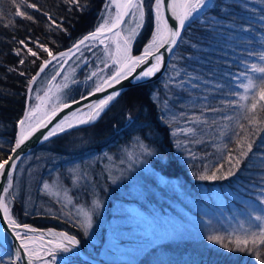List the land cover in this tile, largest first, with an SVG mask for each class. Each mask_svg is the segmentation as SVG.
<instances>
[{"label":"trees","instance_id":"trees-1","mask_svg":"<svg viewBox=\"0 0 264 264\" xmlns=\"http://www.w3.org/2000/svg\"><path fill=\"white\" fill-rule=\"evenodd\" d=\"M29 2L36 3L41 9L39 12L27 9L34 16L32 21L15 16V8L11 0H0V145H3L0 154L3 158L11 154L10 148L18 133V121L25 114L29 81L38 72L42 61L49 58L43 50H39V58L30 54L16 56L15 49L22 47L17 41L21 39L26 42L29 39L38 41L49 47L55 55L70 48L84 35L95 30L101 23V14L108 0H80L81 4L85 5L83 10L65 4L63 0H29ZM213 4L214 7L209 8L203 16L190 22L185 28L168 69L160 80L130 88L95 124L49 140L23 159L13 175V188L18 186L19 194L12 202L9 201L12 215L18 222L39 228L54 227L77 235L78 238H82L85 252L101 258V245L91 243L90 239L84 238L77 228L67 226L52 212L54 209L60 212L59 204L43 192V185L55 179L70 185L69 171L78 167L82 173L84 169L87 170V173L83 174L84 178H81L82 186L78 188L79 193L84 196L86 193L89 196L91 192L96 191L107 199H115L113 193L118 194L117 187H112L109 183L106 186H103L104 183L101 186H91L90 183L93 181V185L98 184L97 178L101 168L99 170L97 168L101 166L104 155L121 154L137 137L157 152V156L151 158L153 171L170 180L169 182L177 180L185 195H197V199L203 202V199L206 200V196L214 191L229 190L245 196L244 202L249 204L257 200L259 187L254 185L260 184L262 164L254 160V157L244 161L236 174L228 179L201 181L197 178L205 166L211 169L221 162V154L214 145L228 142L226 136L220 135V130L225 129L228 122H220L219 129L214 128V139L205 147L209 146L212 158L202 157L197 160L181 154L176 149L172 128L167 124L170 116L166 111V105L174 111H181L186 107L190 111H200L199 106L195 108L186 106V102H189L187 98H192L193 94L188 93L190 89L187 88L186 83L184 89L176 87L180 79L193 76L214 85H221V90L208 88L203 94L209 97L211 106L220 107L221 99L232 98L224 95L234 87L230 79L232 74L239 73L245 61H253V57H249L248 53L264 50V19H262L264 0H213ZM145 5L148 11L149 0H145ZM43 12H48L58 23L62 22L68 31L50 28V21ZM151 32L149 30L147 34L145 31L140 33L134 43L135 55L142 53ZM29 47H33L34 51L37 50V46L32 43H29ZM21 59H24L25 63L20 64ZM33 60L35 63H32ZM54 65L50 66L36 82L32 98L39 84L49 77ZM176 70H181V78L170 83V76L177 77ZM182 71L183 73L186 71L188 75H184ZM21 72L24 75H20ZM167 80L169 81L166 82ZM129 113L133 120L129 127L121 130L127 124ZM225 114L232 115L234 112L226 109ZM206 115L216 118L221 114ZM229 146L234 147L232 144ZM262 146H264V133L260 134L254 145V152L259 148L257 156ZM160 160L166 163L161 165ZM227 167L228 164L225 163V169ZM156 184V179L145 177L136 196L135 192L126 186L128 191L120 193L116 199L136 204L149 213L155 208L162 209L163 212L171 211L173 209L171 201L178 200V194L172 192L174 189H171V194L165 193L163 186H155ZM108 187L113 193L109 192ZM92 188L95 189L91 191ZM159 194H164L166 198L157 196ZM228 208L230 209L229 206ZM206 237L174 236L162 244L164 250H167L166 253L171 252L177 257L186 254L198 264H258L251 255L228 252L208 241ZM0 249L2 250L0 257L6 261L12 253L1 241ZM156 254H147L139 259V262L148 263L150 257ZM68 264L85 263L79 258H74Z\"/></svg>","mask_w":264,"mask_h":264},{"label":"snow or ice","instance_id":"snow-or-ice-1","mask_svg":"<svg viewBox=\"0 0 264 264\" xmlns=\"http://www.w3.org/2000/svg\"><path fill=\"white\" fill-rule=\"evenodd\" d=\"M11 2L15 8L14 15L29 21L34 20V16L27 9L41 11L36 3H31L29 0H11ZM63 2L81 10L85 8L80 0H63ZM113 7L115 8L114 14L111 11ZM212 7H214L213 0H168L167 3L166 0H149L148 12L146 13L145 0H108V3L104 6L105 11L101 14L102 22L98 24L94 31L78 40L68 51L54 55L53 51L43 43L31 41L30 39L26 42V40L21 39L17 43L22 47L15 49V55L30 54L32 57L39 58V50H43L49 58L44 59L39 65V72L42 73L53 61L58 64L61 62L67 63V58L80 51L81 46H87V44L93 42L104 45L105 59L101 60V63L105 65V68H111L112 70L103 79L95 83L94 92L89 93V95H94L120 84L121 81L127 80L130 76L137 81L154 76L160 70L164 61L161 49L171 53L178 41H181L186 24L199 19ZM43 15L50 21V28L54 27L56 30L63 32L68 31L62 22L58 23L48 12H43ZM146 15L152 21V32L142 54L133 56L131 54V44L139 34V30L143 29ZM128 21H131V26L127 29L122 28V25H125ZM106 41L110 42L113 47H110ZM29 43L37 46V50L34 51L33 47H29ZM248 56L253 57V61H245L242 70L230 77L234 87L224 95L231 96V99H221L219 101L220 107L211 106L207 95L198 98L199 101L204 102L202 104H198V100L186 102L188 107L195 108L199 106L200 114L193 113L189 117L187 112L180 113L181 117L186 118L187 123L194 126L177 129L178 132L191 137V139L184 143L177 141L175 146L178 149L183 147L185 151L189 152L190 156H194V153H191L190 149L187 148V144L204 143L205 141L199 138L201 134L207 135L208 131L214 128L219 129L220 122H228L225 129L220 130V135L226 136L228 142L214 145L221 154V162L215 164L211 169L205 166L197 178L201 181L228 179L236 174L239 166L244 161L250 160L252 157H256L261 161L260 184L254 185V187H259L256 197L258 205L248 204L246 206V217L239 220L235 227H231L226 232L213 231L206 238L228 252L246 253L254 257L258 264H264V152H260L257 156L259 148H257V152L253 150L257 138L261 133H264V50L249 52ZM108 59L111 60V64L107 62ZM256 60L259 62H255ZM149 61L153 62L146 70L133 76L138 67L149 64ZM19 63H25L24 59H21ZM32 63H35V60ZM173 67L175 70V66ZM104 70L102 68L99 71L104 72ZM183 74L188 75L186 71ZM20 75H24V73L21 72ZM56 75H59V70ZM97 76V71H92L87 79L92 80L93 77ZM176 76H181V70H176ZM53 79H55V76H53ZM67 79L68 77H65L66 81ZM195 79L199 78L190 76L187 83L191 84V81ZM36 80L37 77L33 76L29 83L35 84ZM185 83L183 79H180L176 83V87L184 89ZM63 86L66 87L67 84ZM191 87L196 88L198 86L191 84ZM214 88L219 91L222 86L217 84L214 85ZM120 95V91H113L105 98L89 104L88 112L71 113L70 116H66L49 129L46 134H43V140L47 141L50 137L78 125L95 122L111 102ZM38 99L41 103L35 107H29L23 119L18 121L19 134L15 137L14 144L10 148L11 154L7 158H3L0 154V178H4L7 184L6 187L0 189V192L3 193L0 195V212H2L0 228L6 226L10 229V234L19 243V246L15 247L14 252L9 255L6 261L3 257H0V264H57L58 254L79 255L78 249L82 246V238H78L77 235L52 229L47 231L38 230L28 224L18 222L12 215L9 200L5 198L9 195L10 189L13 188V173L17 170V160L19 159L17 150L21 149L25 142L41 128H47L58 112L71 107L69 103H59V97L53 103L52 88L45 92L44 97H38ZM83 99H87V97H83ZM50 103L52 107L48 110L46 105ZM73 103H79V101H73ZM226 109L233 110L234 114H225ZM205 113H220L221 115L209 119ZM127 118L129 121L133 120L131 113L128 114ZM173 119H176V117L173 116ZM230 144L234 147H230ZM135 145L140 150L139 153L137 154L134 151L127 153V168L123 169L119 175L109 176L113 184L123 179L125 173L131 171L136 164L145 165L148 157L157 156L155 149L145 145L140 137L136 138ZM2 147L3 145H0V148ZM159 162L161 165L166 163L164 160ZM225 163L228 164L227 169H225ZM81 178L77 175V180ZM54 187L57 190L53 192V195L59 197L63 191L59 185L51 186L48 183L43 185L45 190H51ZM63 194L67 196L66 192ZM11 199L14 200L15 195H12ZM68 203H71L70 198ZM103 207V202L97 198L93 201L90 210L77 209L73 218L74 227L82 232L84 238L88 237L93 228L95 212ZM66 215L72 216V213L69 212ZM4 222H6V225ZM7 235L8 233L0 234V239H3L5 243L8 242Z\"/></svg>","mask_w":264,"mask_h":264},{"label":"rangeland","instance_id":"rangeland-1","mask_svg":"<svg viewBox=\"0 0 264 264\" xmlns=\"http://www.w3.org/2000/svg\"><path fill=\"white\" fill-rule=\"evenodd\" d=\"M145 10L147 13L148 11L146 5ZM111 11L114 14L115 8L113 7ZM151 25L152 21L149 19V16L146 15V22L143 29L139 30V34L133 39L131 44V54L133 56H135L133 48L136 39L139 37L140 33L145 31L147 34L149 30L152 31ZM130 26L131 21H128L122 28L127 29ZM106 43H109V46L113 47L110 42L106 41ZM85 47L86 48L84 50L82 49L73 58H71L62 70L61 64L63 67L64 63H55L54 68L50 71L49 77H46L39 84L35 94L33 95L30 107H35L40 104L41 101L38 97H44L45 92H47L49 88H52L53 103H55L56 98L59 97V103L61 104L76 100L79 97L84 96V93L88 94L94 91L95 83L103 79V77L110 73L112 69L105 68V65L101 63V60L105 59L104 45L93 42ZM107 62L111 64L110 59H108ZM102 68L105 69L104 72L99 71ZM58 70L59 75H56ZM92 71H97L98 76L93 77L92 80H88L87 77ZM53 76H55V79H53ZM65 77H68L67 81L65 80ZM170 78V83H173L172 80L181 78V76L175 78L174 76H170ZM185 80L186 85L188 86L186 87L190 89L188 93L193 94L192 98H187L189 101L198 100V98L202 97L208 88L214 89V84L206 82L200 78L191 81V84L198 86L196 88H192L191 84L187 83L189 77H184V81ZM168 81L169 80L166 82ZM65 84H67L66 87L63 86ZM168 89L169 88H167V90ZM198 103L202 104L204 102L198 100ZM51 107V103L46 105L48 110H50ZM166 108V111L170 116L167 124L171 126L172 132L176 133L175 135L173 134L175 145L177 141L184 143L190 140L191 137L177 131L179 128L194 126L187 123L186 118L181 117L180 113L187 112L188 116L191 117L193 113L199 115L200 111H190L187 107L181 111H174L172 108L168 107V105H166ZM88 111L81 113H86ZM206 114L207 113H205V115ZM209 114L213 115V113ZM173 116H175L176 119H173ZM206 116L209 119H212L209 115ZM213 135L214 129L208 131L207 135L201 134L199 136L200 139L205 141L204 143L187 144V148L190 149L191 153H194V156H190L189 152L185 151L183 147L180 149L176 146L175 147L181 154L195 160L202 157L212 158L209 146H207V148L205 147L208 145V142L213 141ZM262 147L263 148L260 149V151L264 152V146ZM131 151H134L137 154L140 151L136 148L135 140L119 155H104L101 159V166L97 168V170L101 168L97 178L98 184L93 185L92 181V183H90L91 186H101L103 183V186H106L109 183L110 186L117 187L119 189L117 195L120 193L123 194L124 191H128L126 190V186H129V190H133L135 192L134 195L136 196V193H139L138 188L141 186L142 180L145 177H152L156 179L157 184L155 186H163L165 193L169 192L171 194L172 192H175L178 194V200H170L171 205H173V209L171 211L163 212L161 211L162 209L155 208V210L151 213L146 212L136 204L126 203L122 200L116 199V192L113 193L109 187V192L113 193L115 199H107V197L102 195L100 196L96 191L91 192L89 196L85 193L84 196L79 193L80 189L78 188H81L80 186L82 185L80 183L81 179L77 180V175L84 178L83 174L85 172L87 173V170L84 169V172L82 173L78 167L74 170L71 168L69 171L71 172L70 185L65 184L58 179L48 183L51 186H60L63 191L59 197L53 195V192L57 190L55 187L51 190H45L43 188V192L49 197L55 199L59 204L58 209L60 212L56 209L52 210V212L55 213L57 217L59 216L58 219H60L61 222L72 228H76L74 227L73 218L75 217L77 209L83 208L85 210H90L93 206V201L97 198L103 202L104 207L95 212L93 228L88 235L91 243L101 245V258H98L100 262L97 264H141L139 259L150 253L157 254L150 257L149 262L146 261L148 263L144 264H198L197 261L193 260L186 254L184 255L185 257H177L171 252L166 253L167 250H164L162 243L174 236L179 238L193 235L204 237L213 231L219 232L221 230L226 232L231 227H235L239 220L246 217V206L249 203L246 201L244 202L245 196L242 194L237 195L233 191L229 190L214 191L212 194L206 196V200L203 199V202H201L197 199V195H185L181 184L177 180L169 182L170 180L164 176L155 173L150 164L152 157L147 158V164L145 165L136 164L131 171L125 173L123 179L113 184L111 179H109V176L119 175L123 169L127 168V153ZM254 160L261 162L256 157H254ZM94 189L95 188H92L91 191ZM171 189L174 190L171 192ZM64 192L67 193V196L63 194ZM18 194L19 187L17 186L10 189L7 199L12 202L11 196H17ZM157 196L163 199L166 198L164 194H159ZM69 198L71 199V203H68ZM250 204L258 205V201L256 200ZM69 212L72 213V216L66 215V213ZM0 253H2L1 249ZM74 258L76 257L72 254L60 253L57 256V264H68V262Z\"/></svg>","mask_w":264,"mask_h":264},{"label":"water","instance_id":"water-1","mask_svg":"<svg viewBox=\"0 0 264 264\" xmlns=\"http://www.w3.org/2000/svg\"><path fill=\"white\" fill-rule=\"evenodd\" d=\"M168 2V0H166V3ZM127 20V18H126ZM188 26V24H186L185 28ZM123 27V25H122ZM185 30V29H184ZM183 30V32H184ZM182 32V33H183ZM179 44V41L177 43V45L173 48V51L171 53L167 52L165 49H161V54L164 56V61L162 62V66L160 68V70L152 77L150 78H146V80H141V81H137L135 79H133V77H129L127 80H123L121 81L120 84L118 85H114L112 88H107L105 91H102V92H97L95 93L94 95H85L83 97H87V99H83V97H80L76 100H73V101H79V103H73V101H69L67 103L71 104V107L69 108H65L63 111H60L58 112V114L56 115V117L52 120V122L50 124H48L47 128H41L38 132H36L29 140H27L25 142V144L22 146L21 149L17 150L18 154H19V159L17 160V168L18 166L21 164V162L23 161V159L28 156L29 154H31V152L38 148L39 146H41L42 144L48 142L49 140H52L54 138H57L61 135H64V134H67L73 130H76V129H79V128H83V127H87V126H90V125H93L95 124L97 121H99L101 119V117L107 112V110L117 101V99L123 94L125 93L127 90H129L130 88L132 87H135V86H138V85H142V84H147V83H151V82H155V81H158L160 80L166 73L167 69H168V66L172 60V57L175 53V50L177 48ZM74 45V44H73ZM73 45L70 47L72 48ZM88 45V44H87ZM85 46H81V49L80 51L84 48ZM167 47V46H166ZM70 48L66 49V50H63L61 52H66L68 51ZM80 51L78 52H75L74 55H72L70 58H67V62L72 58L74 57L77 53H79ZM60 53V52H59ZM59 53L55 54V55H58ZM140 55V54H139ZM137 56V55H135ZM153 61H149V64H146V65H141L140 67H138L136 69V72L133 73V76L136 75V73H139L141 71H143L147 66H149ZM57 63L56 61H53L52 64H50L46 69L45 71L50 67L52 66L53 64ZM66 63L63 64V67L62 69L65 67ZM44 71V72H45ZM40 73L39 70L38 72L36 73V77H37V80L36 82L39 80V78L43 75V73ZM36 84V83H35ZM35 84H30L29 85V88H28V92H27V102H26V111H28L29 107L31 106V99H32V94H33V90H34V86ZM29 89H31V91H29ZM113 91H120L121 92V95L119 97L116 98V100H114L113 102H111V104L108 106V108L101 114L100 118L97 119L95 122L93 123H86V124H82V125H78L77 127H73V128H70L68 130H66L65 132L63 133H59L58 135L56 136H53V137H50L49 140L45 141L43 140V134H46L47 131L49 129H51L53 126H55L56 123H58L60 120L64 119L66 116H70L71 113L73 112H77V113H80V112H84V111H87L89 110L88 109V105L89 104H92V103H95L97 102L98 100L100 99H103L105 98V96H107L108 94L112 93ZM94 92V91H93ZM24 117V116H23ZM23 119V118H22ZM132 121H127V124L121 128V130H124L126 129L127 127L130 126ZM19 134V128H18V133L17 135ZM16 172V171H15ZM14 172V173H15ZM13 173V175H14ZM7 184H6V181L4 180V178H0V189H2L3 187H6ZM3 193L0 192V195H2ZM6 198V197H5ZM0 217H2V212H0ZM4 224L6 225V222H4ZM38 230H43V231H47L48 229H52V230H55V231H63V230H59L57 228H54V227H51V228H48V229H42V228H37V227H34ZM1 231L4 233H8L7 235V243H5V245L7 246L8 250L13 253L14 252V249L15 247H18L19 246V243L18 241H15L14 238L12 237V235L10 234V229H8L6 226L5 227H2L0 228ZM78 252H79V255H73L75 256L76 258H79L83 263L85 264H97L100 262V260L96 257H94L93 255L85 252V250L83 249V247L81 246L79 249H78Z\"/></svg>","mask_w":264,"mask_h":264},{"label":"bare ground","instance_id":"bare-ground-1","mask_svg":"<svg viewBox=\"0 0 264 264\" xmlns=\"http://www.w3.org/2000/svg\"><path fill=\"white\" fill-rule=\"evenodd\" d=\"M141 54H142V53H141ZM141 54H140V55H141ZM72 58H73V57H72ZM149 66H150V65H149ZM147 67H148V66H147ZM147 67H146V68H147ZM146 68H145L144 70H146ZM87 111H88V110H87ZM80 113H81V112H80ZM0 234H3V232L1 231V229H0ZM0 240L4 242L3 239H0Z\"/></svg>","mask_w":264,"mask_h":264}]
</instances>
